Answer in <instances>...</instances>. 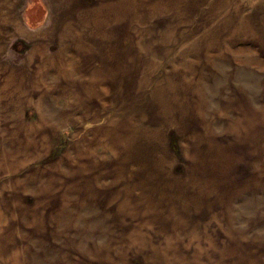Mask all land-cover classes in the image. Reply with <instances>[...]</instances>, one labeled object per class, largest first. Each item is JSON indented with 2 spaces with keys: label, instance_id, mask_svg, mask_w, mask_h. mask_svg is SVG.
Returning a JSON list of instances; mask_svg holds the SVG:
<instances>
[{
  "label": "rangeland",
  "instance_id": "374dc122",
  "mask_svg": "<svg viewBox=\"0 0 264 264\" xmlns=\"http://www.w3.org/2000/svg\"><path fill=\"white\" fill-rule=\"evenodd\" d=\"M0 264H264V0H0Z\"/></svg>",
  "mask_w": 264,
  "mask_h": 264
}]
</instances>
